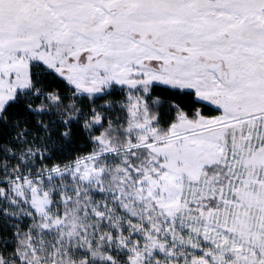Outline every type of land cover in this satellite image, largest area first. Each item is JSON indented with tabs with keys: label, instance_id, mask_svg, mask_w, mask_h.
Masks as SVG:
<instances>
[{
	"label": "snow or ice",
	"instance_id": "obj_1",
	"mask_svg": "<svg viewBox=\"0 0 264 264\" xmlns=\"http://www.w3.org/2000/svg\"><path fill=\"white\" fill-rule=\"evenodd\" d=\"M0 264H264V0H0Z\"/></svg>",
	"mask_w": 264,
	"mask_h": 264
}]
</instances>
